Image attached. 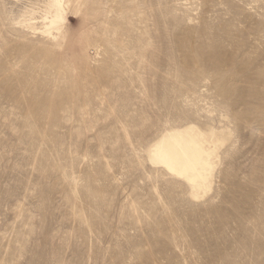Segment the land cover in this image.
Returning <instances> with one entry per match:
<instances>
[{
	"label": "rangeland",
	"instance_id": "374dc122",
	"mask_svg": "<svg viewBox=\"0 0 264 264\" xmlns=\"http://www.w3.org/2000/svg\"><path fill=\"white\" fill-rule=\"evenodd\" d=\"M46 2L0 0V264H264V0ZM182 120L197 201L145 153Z\"/></svg>",
	"mask_w": 264,
	"mask_h": 264
},
{
	"label": "bare ground",
	"instance_id": "6f19581e",
	"mask_svg": "<svg viewBox=\"0 0 264 264\" xmlns=\"http://www.w3.org/2000/svg\"><path fill=\"white\" fill-rule=\"evenodd\" d=\"M64 0H47L44 4L42 32L54 37L53 32L64 29L62 15ZM29 14L26 26L36 30ZM228 141L222 132L202 128L191 120L165 129L145 149L150 165L162 168L171 179L186 186V197L191 201L204 198L212 187L213 174L220 159L219 149ZM219 164V163H218Z\"/></svg>",
	"mask_w": 264,
	"mask_h": 264
}]
</instances>
